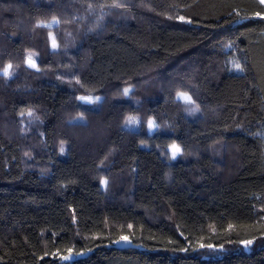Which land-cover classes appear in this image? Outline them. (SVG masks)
I'll use <instances>...</instances> for the list:
<instances>
[{
    "label": "trees",
    "instance_id": "16d2710c",
    "mask_svg": "<svg viewBox=\"0 0 264 264\" xmlns=\"http://www.w3.org/2000/svg\"><path fill=\"white\" fill-rule=\"evenodd\" d=\"M0 264H264V6L0 0Z\"/></svg>",
    "mask_w": 264,
    "mask_h": 264
},
{
    "label": "snow or ice",
    "instance_id": "6c2138e0",
    "mask_svg": "<svg viewBox=\"0 0 264 264\" xmlns=\"http://www.w3.org/2000/svg\"><path fill=\"white\" fill-rule=\"evenodd\" d=\"M260 3L264 4V0H260ZM257 15H259V13H257ZM180 19L183 20L184 18H183V17H180ZM53 47H56V44H55V41H54V40H53ZM28 63H29L30 66L35 67V64H34V62L32 61L31 57H29V59H28ZM234 66H235L236 70L243 71L241 65H240L238 62H234ZM11 68H12V65H11V64H9L7 67H5V68L3 69V73H4V75H6V76L9 75V70H10ZM128 91H129L128 89H125V90H124L125 94H127ZM179 95H180L184 100H186V101H188V102H191V97L187 96L186 94H184V93H180ZM81 99H82V100H85V99H88V98L81 97ZM97 99H99V98H97ZM132 119H133V118H129V122H132ZM148 124H149V127H150V128L153 126V122H152L151 120L148 121ZM172 147H173V149H174V155H175V152H178L179 149L177 148L176 145H173ZM122 239H125V240H126L127 238H126V237H123ZM248 243H251V241H248Z\"/></svg>",
    "mask_w": 264,
    "mask_h": 264
},
{
    "label": "rangeland",
    "instance_id": "374dc122",
    "mask_svg": "<svg viewBox=\"0 0 264 264\" xmlns=\"http://www.w3.org/2000/svg\"><path fill=\"white\" fill-rule=\"evenodd\" d=\"M29 59V58H28ZM28 59L26 60V64H27V66L28 67H30V68H32V69H36V63H35V61L32 59V61L34 62V64H35V67H32V66H30L29 65V63H28ZM232 66L233 67H235L234 66V62H232ZM237 71H239V70H237ZM83 101H89L88 99H85V100H83ZM154 129H155V124L153 123V126L150 128H148V131L149 132H153L154 131ZM177 148L179 149V151L178 152H175V155H174V149H173V147L171 146L170 148H169V153H170V157L174 160V159H176L179 155H180V153H181V150H180V148L177 146ZM105 184V181H103V185ZM117 247H128V246H131L130 245V243L128 242V241H126V240H123V241H120V242H118L117 244H115ZM73 259V257L72 256H69V257H67L66 259H65V261H70V260H72Z\"/></svg>",
    "mask_w": 264,
    "mask_h": 264
},
{
    "label": "crops",
    "instance_id": "0c3cea01",
    "mask_svg": "<svg viewBox=\"0 0 264 264\" xmlns=\"http://www.w3.org/2000/svg\"><path fill=\"white\" fill-rule=\"evenodd\" d=\"M259 3H260V0H257ZM260 4H262V3H260ZM263 6H264V4H262Z\"/></svg>",
    "mask_w": 264,
    "mask_h": 264
}]
</instances>
